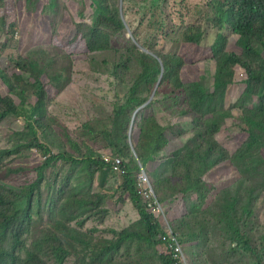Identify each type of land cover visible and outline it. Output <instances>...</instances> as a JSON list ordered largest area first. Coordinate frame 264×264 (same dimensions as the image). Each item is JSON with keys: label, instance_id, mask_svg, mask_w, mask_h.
Returning a JSON list of instances; mask_svg holds the SVG:
<instances>
[{"label": "trees", "instance_id": "1", "mask_svg": "<svg viewBox=\"0 0 264 264\" xmlns=\"http://www.w3.org/2000/svg\"><path fill=\"white\" fill-rule=\"evenodd\" d=\"M172 1L174 13L181 18L183 26L190 12L188 1ZM94 4L91 24L81 23L79 27L88 50L96 53L111 50L113 33L124 36L128 34V28L117 6L113 8L107 0H94ZM212 6L216 8V12L214 17L209 15V20L217 32L211 50L218 49L214 55L212 84L206 86L198 78L190 82L187 88H190L189 94L195 95L189 99L190 112H198L203 116L215 114L218 121H212L207 132L199 129L190 142L192 145L187 143L177 148L165 161V165H169L178 177H182L183 183L178 193L184 196L196 191L201 193V187L205 185L204 177L222 162L230 161L239 170L238 176L241 175L244 179H240L234 195H227L216 204L220 212L216 214L211 211L210 214L217 220V225L223 227L228 236L227 240L236 244L230 249L228 256L241 253L254 258L256 264H264V249H258L250 233L253 227H249V231L245 229L246 220L255 215V210L251 207L253 201L264 195V158L260 154L264 148V0H215ZM228 30L238 36L237 49L226 50L228 39L225 34ZM173 33L172 29L169 33H164V36L170 38ZM182 38L185 43L199 45L203 40V31L190 27L182 34ZM132 45L136 48L135 44ZM137 45L141 48L144 69L137 85L132 88L134 96L118 104L113 129L99 131L93 121L84 125V130L88 132L84 134L85 137L95 135L93 138L96 139L99 135H104L107 145L106 150L83 158L69 152L56 154L39 135V131L45 133L48 129V93L43 79L47 78L60 91L65 90L72 82V61H68L67 66V60L60 58L59 54H54L48 47L40 46L29 50L16 62L15 68L21 74L9 75L0 66V123L9 117L26 116L19 102L28 98L37 99L32 114L26 118L25 130L14 132L9 137L10 147L0 149V174L8 162L25 155L27 151L37 150L46 159L37 169L38 179L21 191L7 188L0 182V264H48V259L64 264L72 255V249L79 245H86L93 250V253L89 252L85 257L89 262L85 263L83 260V264H118L117 260L124 251L129 255L134 252L140 256L134 264H174L163 252L162 243L159 241V235L164 231L162 223L139 194L136 177L140 167L139 162L134 163L136 159L133 158L136 151L144 167L157 161L169 142L167 128L160 125L154 115L149 116L145 112L141 115L137 128L134 124L135 146L130 142L129 132L135 112L145 102L137 96L138 87L146 84L156 86L163 67L160 86L163 88L171 84L175 90L182 89L186 84L180 80L184 61L179 56L156 53L144 43ZM251 60H256L255 67L250 65ZM61 64L63 67H60ZM236 66H242L248 74V78L242 83L245 86L243 97L247 98L242 101L245 109L241 117L248 137L238 151L230 156L225 149L220 148L214 138L223 127L225 118L230 117L228 111H220L218 103L225 99L226 91L234 83ZM254 99L257 101L254 102ZM250 103L252 105L249 106ZM152 105L153 103L150 107ZM215 150H218L217 155L214 154ZM105 152H113L130 161L129 173L121 177L124 181L118 192L121 193L120 202L130 196L141 220L121 231L110 230L113 238H103L98 242L95 238L85 241L84 233L73 224L84 227L94 218L102 224L110 214L104 205L114 197L106 191L108 177L110 173H115L112 172L111 165L103 159ZM60 163H70L72 167L62 185H55L44 200L43 189L47 172ZM98 174L102 175L100 187L103 193L94 192ZM245 179L250 183L245 184ZM153 182L157 192L154 179ZM242 188L248 191L246 200L240 194ZM157 195L159 197L158 192ZM199 198L201 205H205L207 196L201 193ZM159 201L163 204L161 199ZM45 212L48 213L50 229L35 245V249H27L25 253L27 245L24 237L32 227L35 217H42ZM199 212L198 206L190 211L194 216ZM198 225L203 229L197 235H187V238L194 241L200 234H204L208 221ZM94 231H98V228ZM179 238L184 249V242L180 236ZM23 252L25 257L22 256Z\"/></svg>", "mask_w": 264, "mask_h": 264}, {"label": "rangeland", "instance_id": "2", "mask_svg": "<svg viewBox=\"0 0 264 264\" xmlns=\"http://www.w3.org/2000/svg\"><path fill=\"white\" fill-rule=\"evenodd\" d=\"M187 1L190 12L186 17V24L182 26L181 18L174 13L172 0H107L110 6H117L124 13L133 38L129 30L124 36L113 33L111 50L93 53L88 50L79 25L91 24L95 9L94 0H0V66L9 75L21 74L22 72L15 68L16 62L29 50L40 46L48 47L54 54H59L60 58L67 60V66L68 61H72V82L65 90L60 91L47 78L43 79L48 93V129L45 133L39 131V135L56 154L69 152L83 158L106 150L107 145L104 135H99L96 139L93 138L95 135L85 137L84 134L88 132L84 130V125L93 121L99 131L105 128L113 129L118 104L134 96L132 88L137 85L144 69L141 48L137 44L144 43L156 53L181 57L184 66L180 80L186 83L182 89L175 90L171 84L163 88L159 86L154 99L152 97L158 84L140 85L137 90V96L145 100L141 107H147L142 108L137 116L136 128L141 121V115L146 112L149 116L154 115L160 125L167 128L169 135L168 145L160 157L145 168L155 181L159 199L167 211L170 228L184 242L186 264H256L257 261L248 255H227L236 244L227 240L228 236L223 227L217 225V220L210 214L211 211L218 214L220 208L216 204L225 196L234 195L236 192L240 179H244L243 176H238L239 170L228 160L211 170L204 177L205 185L201 187V193L207 196L206 204L201 205V193L196 191L184 196L178 193L183 183L182 177H178L169 165H165V161L177 148L190 143L196 137L199 129L207 132L208 125L215 119L218 121L215 114L203 116L198 112H190L189 99L195 95L189 94L190 88H187L190 82L198 78L206 86L212 84L211 75L215 71L214 55L218 49L211 50L217 30L212 27L209 15H215L216 8L212 6L215 0ZM190 27L203 31L201 44L183 42L182 34ZM172 29L174 33L170 38H166L164 33H169ZM225 35L228 39L226 50L237 49L238 36L232 30H228ZM132 44H135L136 48ZM255 61L251 60L250 65L255 67ZM60 67H63V64ZM247 78L246 69L236 66L234 83L226 91L225 99L218 103L220 111H228L230 117L225 118L223 127L214 139L230 156L238 151L248 137L246 126L241 119L245 109L242 101L247 98L243 97L245 86L242 83ZM256 101L257 99H254V102ZM36 102V98L19 102L26 116L9 117L0 123V149L10 147L9 137L14 132L25 130L26 118L32 114ZM130 134L131 129L129 136ZM131 136L130 142L135 146L133 132ZM214 154L217 155L218 150H215ZM260 154L264 158V148ZM133 158L136 159L134 163L139 162L135 155ZM45 160L39 151H27L25 155L7 163L0 174V182L7 188L21 191L38 179L37 169ZM71 167L70 163H60L47 172L43 189L44 200L55 185H62ZM123 181V178L115 174L110 173L108 177L107 183L111 190L106 188V191L110 196H114L104 205L109 207L110 214L113 213L109 223L102 221L100 224V221L94 218L84 227L73 224L84 233L85 241L95 238L98 242L103 238H113L110 230L123 228V222L117 221L121 207V193L117 188ZM101 182L102 175L98 174L95 193H103ZM249 183L245 179V184ZM240 194L244 200L247 199L246 189L242 188ZM195 206L199 207L200 212L194 216L190 211ZM251 207L255 210V215L246 220L245 229L249 231V227H253L250 230L253 242L258 249H264V195L254 200ZM205 221H208V227L204 228V234H200L194 241L187 238L189 234L197 235L203 229L198 223ZM96 228L98 231L95 232ZM49 229L48 213L35 217L32 227L24 237L27 245L25 253L27 249H35V245ZM71 252L72 255L64 264H83V260L87 263L89 260L85 257L89 252L93 253V250L86 245H79ZM25 253H22L23 257L26 256ZM139 259L138 254L133 252L129 255L124 251L117 263L134 264ZM262 261L264 263V259ZM48 264L58 263L48 259Z\"/></svg>", "mask_w": 264, "mask_h": 264}, {"label": "built area", "instance_id": "3", "mask_svg": "<svg viewBox=\"0 0 264 264\" xmlns=\"http://www.w3.org/2000/svg\"><path fill=\"white\" fill-rule=\"evenodd\" d=\"M102 156L105 162L111 165V170L116 175L124 177L129 173V160L115 155L113 152H105ZM138 165L140 171L137 172L136 179L139 194L147 203L150 211L159 217L164 229L163 233L159 235V241L162 243L163 252L174 261V264H186L183 245L180 242L179 236L170 228L166 209L159 201L153 179L142 163H138Z\"/></svg>", "mask_w": 264, "mask_h": 264}, {"label": "crops", "instance_id": "4", "mask_svg": "<svg viewBox=\"0 0 264 264\" xmlns=\"http://www.w3.org/2000/svg\"><path fill=\"white\" fill-rule=\"evenodd\" d=\"M106 188L107 189L110 188L108 186V183L106 184ZM118 188H119V186H118ZM118 188H117V190H118ZM109 190H111V189H109ZM120 206H121V207H119L120 214L118 215L119 218L117 219V221L118 222L122 221L124 226H123V228H120V229L116 228V230H118V231L124 230V229L132 226L134 223H137L141 220V215H140L139 211L136 209L132 200L130 199V196H129V198L125 197V201L120 202ZM107 208L109 209V207H107ZM112 215H113V213L111 212V214H109V216L106 218L105 221H107L109 223L110 219L112 218ZM130 217H132V218H130Z\"/></svg>", "mask_w": 264, "mask_h": 264}, {"label": "water", "instance_id": "5", "mask_svg": "<svg viewBox=\"0 0 264 264\" xmlns=\"http://www.w3.org/2000/svg\"><path fill=\"white\" fill-rule=\"evenodd\" d=\"M122 1H123V0H122ZM121 14H122V18H123V20H124V22H125V24H126L128 30H129V32H130V35L133 37L132 31H131V29H130V27H129V24H128V22H127L125 16H124V13L121 12ZM135 42H136V40H135ZM139 45H140V44H139ZM159 61H160V59H159ZM162 76H163V67H162V74H161V76H160V78H159V82H158V85H157L156 91H155V93H154L152 99H154V97L156 96V92L159 90V86H160V83H161V80H162ZM146 107H147V106L140 107V108L135 112L134 119H133V123H132V128H131V134H132V132L134 131V124H135V120H136V118H137V115L139 114V112L141 111L142 108H146ZM131 134H130V140L132 141V136H131ZM134 151H135V149H134ZM135 154H136L137 158L139 159V157H138L136 151H135ZM139 161H140V159H139ZM140 163H141V162H140Z\"/></svg>", "mask_w": 264, "mask_h": 264}]
</instances>
